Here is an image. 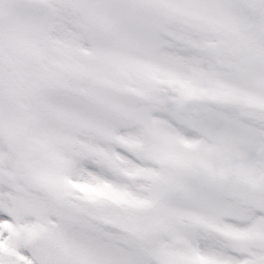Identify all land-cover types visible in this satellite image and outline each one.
Returning a JSON list of instances; mask_svg holds the SVG:
<instances>
[{"label":"snow or ice","instance_id":"1","mask_svg":"<svg viewBox=\"0 0 264 264\" xmlns=\"http://www.w3.org/2000/svg\"><path fill=\"white\" fill-rule=\"evenodd\" d=\"M0 264H264V0H0Z\"/></svg>","mask_w":264,"mask_h":264}]
</instances>
